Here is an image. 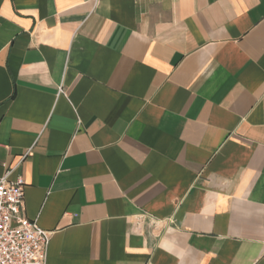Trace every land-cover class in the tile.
<instances>
[{
	"label": "crops",
	"instance_id": "1",
	"mask_svg": "<svg viewBox=\"0 0 264 264\" xmlns=\"http://www.w3.org/2000/svg\"><path fill=\"white\" fill-rule=\"evenodd\" d=\"M47 264H264V0H0V178Z\"/></svg>",
	"mask_w": 264,
	"mask_h": 264
},
{
	"label": "built area",
	"instance_id": "2",
	"mask_svg": "<svg viewBox=\"0 0 264 264\" xmlns=\"http://www.w3.org/2000/svg\"><path fill=\"white\" fill-rule=\"evenodd\" d=\"M0 178V264H47L52 232L29 220L25 210V181Z\"/></svg>",
	"mask_w": 264,
	"mask_h": 264
}]
</instances>
